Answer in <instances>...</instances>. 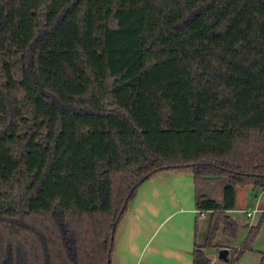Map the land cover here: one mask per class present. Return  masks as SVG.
Wrapping results in <instances>:
<instances>
[{
    "label": "trees",
    "instance_id": "obj_1",
    "mask_svg": "<svg viewBox=\"0 0 264 264\" xmlns=\"http://www.w3.org/2000/svg\"><path fill=\"white\" fill-rule=\"evenodd\" d=\"M177 169L222 186L196 191L214 264L236 187L264 190V0H0V264H112L137 189Z\"/></svg>",
    "mask_w": 264,
    "mask_h": 264
},
{
    "label": "crops",
    "instance_id": "obj_2",
    "mask_svg": "<svg viewBox=\"0 0 264 264\" xmlns=\"http://www.w3.org/2000/svg\"><path fill=\"white\" fill-rule=\"evenodd\" d=\"M214 183L207 180L196 185L190 169L162 171L147 179L137 189L116 228L112 264H193L194 247L196 244L204 245L210 217V212H205L204 219L208 218V221L202 223L203 217L196 209V191L213 198L210 188ZM237 187L243 188L244 201L242 204L237 203L235 189V208L226 211V215L236 224L237 233L239 226H242L245 234L238 247L214 242L218 249H214V256L218 251L226 250L227 260L219 259L222 262L220 264H226L232 250L242 244L248 229L261 220L259 234L252 250L248 252L255 254L250 264H259L264 253V234L261 237L264 231V190H253L250 185ZM248 191L254 203L245 210ZM213 199L220 202L222 196ZM248 212L250 216H247ZM239 215H243L246 221L241 220L243 218ZM253 216H257L254 222L251 220ZM201 237L204 239L203 244L199 242Z\"/></svg>",
    "mask_w": 264,
    "mask_h": 264
},
{
    "label": "rangeland",
    "instance_id": "obj_3",
    "mask_svg": "<svg viewBox=\"0 0 264 264\" xmlns=\"http://www.w3.org/2000/svg\"><path fill=\"white\" fill-rule=\"evenodd\" d=\"M221 189L222 186L215 182L214 184H211V188H210V193L214 196L213 198L215 199H220L222 196L221 193ZM250 191H248L247 197H246V201L248 202V204L244 207L245 210H247L248 208H251V206L253 205L254 202H252L251 198H250ZM236 200L238 204H242L243 200V188L242 187H237L236 188ZM238 215V214H237ZM240 217L243 218V215H239ZM257 216H253V218L251 219L252 222L255 221V218ZM241 220L246 221V218H243ZM202 223H206L208 221V218L203 217V220H201ZM255 224H258L255 222ZM262 224V223H261ZM262 225H260L261 227ZM238 235H236L237 237H235L234 239H230L227 238L225 236H223L222 232L219 231L216 235V238L214 240V242L218 245H228V246H234V247H238V245L240 244V240L242 239V237L244 236L245 232H244V228L242 226H239V231L237 233ZM264 234V231L262 230L261 232V237ZM204 239H199L200 244H203ZM255 254H249L248 252L243 254L234 264H250V259L252 258L253 260L255 259L254 256ZM210 258L215 262V263H222L221 260L218 259L217 255H209ZM232 256V252L230 253V258Z\"/></svg>",
    "mask_w": 264,
    "mask_h": 264
},
{
    "label": "water",
    "instance_id": "obj_4",
    "mask_svg": "<svg viewBox=\"0 0 264 264\" xmlns=\"http://www.w3.org/2000/svg\"><path fill=\"white\" fill-rule=\"evenodd\" d=\"M205 253L207 255H214L216 253V251L214 249H206ZM226 255H227V251L226 250H220V251L217 252L218 259H222L223 261L227 260Z\"/></svg>",
    "mask_w": 264,
    "mask_h": 264
},
{
    "label": "built area",
    "instance_id": "obj_5",
    "mask_svg": "<svg viewBox=\"0 0 264 264\" xmlns=\"http://www.w3.org/2000/svg\"><path fill=\"white\" fill-rule=\"evenodd\" d=\"M253 212H255V211H253ZM204 213H205V212H199L200 216H202V217H204ZM250 215H251V213L248 212V213H247V216H250Z\"/></svg>",
    "mask_w": 264,
    "mask_h": 264
}]
</instances>
